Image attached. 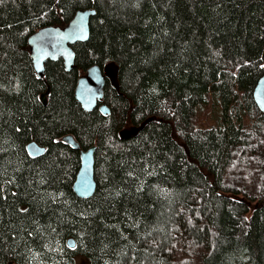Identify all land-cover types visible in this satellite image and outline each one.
Returning a JSON list of instances; mask_svg holds the SVG:
<instances>
[{
    "label": "trees",
    "instance_id": "obj_1",
    "mask_svg": "<svg viewBox=\"0 0 264 264\" xmlns=\"http://www.w3.org/2000/svg\"><path fill=\"white\" fill-rule=\"evenodd\" d=\"M82 9L74 68L38 78L27 39ZM263 53L264 0H0V264H264ZM110 62L109 114L84 111L78 78ZM65 135L96 146L88 199Z\"/></svg>",
    "mask_w": 264,
    "mask_h": 264
},
{
    "label": "water",
    "instance_id": "obj_2",
    "mask_svg": "<svg viewBox=\"0 0 264 264\" xmlns=\"http://www.w3.org/2000/svg\"><path fill=\"white\" fill-rule=\"evenodd\" d=\"M94 14L95 11L92 9L78 10L64 27L46 26L29 36L27 46L33 70L38 78L43 77L44 66L47 62L61 59L67 72L74 68L75 55L71 46L77 42L88 40L89 23ZM106 80H108L113 90L119 91L118 66L114 62H110L102 68L98 65H92L86 70L85 74L78 78L74 98L84 111L89 112L97 108L102 115L109 114L110 111L107 105L105 103L100 104L104 98ZM48 92L49 89L47 88L40 96L43 105L47 104L46 96ZM252 96L258 111L264 115V74L258 79ZM142 126L121 130L119 132L121 140L135 137ZM61 141L72 150L79 152V168L72 183V191L78 198L88 199L94 194L96 188L94 180L96 146H90L87 150H83L71 135L63 136ZM26 150L31 157H38L45 151L35 142L27 144ZM67 244L70 248L75 247L73 239H68Z\"/></svg>",
    "mask_w": 264,
    "mask_h": 264
},
{
    "label": "rangeland",
    "instance_id": "obj_3",
    "mask_svg": "<svg viewBox=\"0 0 264 264\" xmlns=\"http://www.w3.org/2000/svg\"><path fill=\"white\" fill-rule=\"evenodd\" d=\"M209 103L207 104V106L201 110L200 108L198 109V116L199 118L201 119V121H205V124H207V122L209 121L210 124L213 122V120L215 119V117L218 116V109L214 108L213 109V103L215 102V100L213 99V97H211V100H209ZM209 118H211L210 120H208ZM127 129H130V128H127Z\"/></svg>",
    "mask_w": 264,
    "mask_h": 264
}]
</instances>
